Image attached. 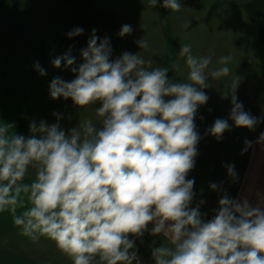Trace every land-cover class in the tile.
Returning a JSON list of instances; mask_svg holds the SVG:
<instances>
[{
  "label": "clouds",
  "instance_id": "1",
  "mask_svg": "<svg viewBox=\"0 0 264 264\" xmlns=\"http://www.w3.org/2000/svg\"><path fill=\"white\" fill-rule=\"evenodd\" d=\"M147 3L154 8L158 0ZM160 7L179 12L182 4L162 0ZM132 31L125 24L118 35ZM83 32L76 27L67 36ZM135 43L148 48L144 37ZM112 51L109 38L93 29L80 52L82 63L76 65L71 48L51 61L55 68L63 62L75 78H53L50 97L71 99L78 109L99 104L96 123L89 118L65 131L61 115L53 113L57 123L33 121L25 137L13 131L14 124L0 122V213H10L31 241L55 242L72 264H143L130 236L145 232L167 242L152 248L154 264H264V207L224 194L205 219L203 199L191 206L195 180L188 174L202 139L195 118L209 100L204 90L210 80L229 76L232 56H220V66L210 68L211 55L195 56L191 45L181 46L188 69L181 83L168 78V67L152 68L139 52L111 59ZM34 68L46 75L39 62ZM239 83L234 79L221 92V99H230L228 119L217 118L206 129L218 141L231 130L229 119L250 131L264 119L238 101ZM257 142H264V133ZM244 144L241 154L252 146ZM223 166L235 180L234 164ZM30 170L33 178L25 182Z\"/></svg>",
  "mask_w": 264,
  "mask_h": 264
},
{
  "label": "crops",
  "instance_id": "2",
  "mask_svg": "<svg viewBox=\"0 0 264 264\" xmlns=\"http://www.w3.org/2000/svg\"><path fill=\"white\" fill-rule=\"evenodd\" d=\"M228 1L180 0L181 10L171 12L160 7L162 0L154 8L148 6L147 0H0V122L14 124L13 131L25 137L31 135L29 124L33 121L37 125L41 121L49 125L57 123L53 113L61 115L59 123L65 131L89 118L96 123L95 107L99 104L78 109L71 99L53 100L49 95L53 78L65 81L75 78L63 62L60 68H55L51 61L71 48L76 65L82 63L80 52L87 47L93 29L101 39L109 38L111 59L126 51L139 52L146 61H151L152 68L168 67V78L181 83L188 75L185 58L179 56L181 46L191 45L195 56L211 55L210 68L219 67V57L230 54L229 76L210 80L212 86L204 90L209 100L198 109L195 118L202 139L195 167L188 174V179L195 180L191 206L203 199L200 211L207 213L205 219L212 218L224 194L232 199L247 198L253 206L264 207V142H257L264 133V119L251 131L236 128L229 119L231 130L220 141L205 134L217 118L228 119L230 99H221V92L234 79L240 80L237 96L245 111L264 117V0H234L232 22L225 25L221 21L224 9L215 5ZM210 3L212 7L208 6ZM125 24L131 25L133 31L121 38L118 33ZM76 27L83 28V34L69 38L67 33ZM142 37L148 48L140 50L135 42ZM36 62L46 70V75L41 76L35 70ZM245 140L251 141L252 146L241 154ZM224 164H234L235 180L229 177ZM32 178L30 170L25 182ZM211 183L220 185V190H212ZM21 211L18 209V214ZM130 239L135 240L143 264H154L152 248L167 243L163 237L148 232ZM0 264H72V261L50 240L42 237L33 242L21 235L10 213L5 212L0 213Z\"/></svg>",
  "mask_w": 264,
  "mask_h": 264
},
{
  "label": "rangeland",
  "instance_id": "3",
  "mask_svg": "<svg viewBox=\"0 0 264 264\" xmlns=\"http://www.w3.org/2000/svg\"><path fill=\"white\" fill-rule=\"evenodd\" d=\"M233 3H234V0H229L228 2H217L216 5H215L219 9H224L221 21L225 25H229L232 22ZM208 6L212 7L213 4L210 3ZM221 14H220V16H221ZM122 21L124 22V16H123V20ZM218 24H221L220 21H219ZM50 242H53V241L50 240ZM53 243H55V242H53ZM54 251H56V248H55Z\"/></svg>",
  "mask_w": 264,
  "mask_h": 264
}]
</instances>
